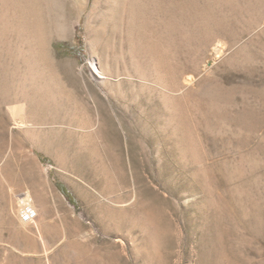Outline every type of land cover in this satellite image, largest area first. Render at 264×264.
Listing matches in <instances>:
<instances>
[{"label": "rangeland", "instance_id": "1", "mask_svg": "<svg viewBox=\"0 0 264 264\" xmlns=\"http://www.w3.org/2000/svg\"><path fill=\"white\" fill-rule=\"evenodd\" d=\"M11 1L14 16L0 0V264H264V0H125L132 22L109 25L122 57L105 83L90 66L104 55L90 45L95 0L54 12L41 0L36 13ZM25 190L36 224L17 212Z\"/></svg>", "mask_w": 264, "mask_h": 264}, {"label": "bare ground", "instance_id": "2", "mask_svg": "<svg viewBox=\"0 0 264 264\" xmlns=\"http://www.w3.org/2000/svg\"><path fill=\"white\" fill-rule=\"evenodd\" d=\"M12 2H14V1H11V0H2V3H3V8H5V10H4V12L6 11L7 13H9L10 15H15L14 14V11H13V9H12V6L13 5H15L14 3H13V5H12ZM40 2H41V0H30L29 1V4H30V6H31V11H34L35 12V10L37 11V6H39V4H40ZM43 2V1H42ZM124 3H125V0H95V2H94V7H93V10H92V12H91V14L90 15H97L98 16V18H99V20H98V23H97V25L96 26H92L91 28H90V30H91V33H92V35H93V39H92V41H91V47H93V46H97L96 48H98L99 46H100V48L101 47H103L102 49L104 50V55H102V57H100V56H98V55H96V50H93V49H96V48H93L92 50V57H91V61H90V66H91V68H92V70H93V72H94V74H95V76H96V79L97 80H99L101 83L102 82H106V80L108 81V79H110L111 77H114L115 75L113 74V73H109L108 71H107V68H109L108 66L106 67V65L108 64V61H110L111 62V66H112V69L111 70H113V66H116L117 64H119V59L117 58V57H122L121 55L120 56H115V55H113V54H111V52H110V50L111 49H109L111 46H113V45H110V47H109V42H108V38L106 39V36L108 35V33H107V30H108V28H109V25L111 26V24L113 25H115V28L114 29H112V27L110 28V30L112 29V30H115L116 29V31L118 32V34H120L121 33V30H122V27H123V24L125 25L126 24V22L127 23H129V25L131 26V22H128L129 20H130V14H132V12H130L129 14H128V12H127V10L128 9H126V7L124 6ZM48 4L51 6V8H52V11L51 12H54L56 9H59L60 8V5H61V0H48ZM69 4V3H68ZM2 5V4H1ZM42 5V4H41ZM40 5V6H41ZM70 6V5H69ZM42 7V6H41ZM40 7V8H41ZM66 7H67V5H66ZM13 8H15L14 6H13ZM3 10H2V13H3ZM44 11H45V9H44ZM43 11V12H44ZM129 11V10H128ZM36 13V12H35ZM49 12H47V14H48ZM134 13V12H133ZM4 14H6V13H4ZM40 14V13H39ZM47 14H45V15H47ZM51 14H53V13H51ZM56 14V13H55ZM5 16V15H4ZM8 16V15H7ZM39 16V15H38ZM133 16H135V15H133ZM9 17V16H8ZM25 17H28V16H25ZM53 17H50V19H52ZM95 18V19H94ZM96 16L94 17L93 16V19L94 20H96ZM134 18H136V17H134ZM133 18V19H134ZM62 19H63V17H62ZM68 19V18H67ZM55 20V19H54ZM90 20H91V18H90ZM125 20H127V21H125ZM15 21V20H14ZM20 21V20H19ZM26 21V20H25ZM134 21V20H133ZM137 21V20H136ZM9 23V22H8ZM15 23V22H14ZM20 23V22H19ZM18 24V23H17ZM31 25V24H30ZM54 25V24H53ZM57 26H59L60 25V23H57L56 24ZM16 26V25H15ZM143 26V25H142ZM55 27V26H54ZM117 27V28H116ZM67 28V27H66ZM89 28V27H88ZM127 28L129 29V27L127 26ZM133 28V27H132ZM25 29V28H24ZM3 30V29H2ZM23 30V29H22ZM60 30V29H59ZM64 31V30H63ZM5 32V31H4ZM112 32V31H111ZM63 33V32H62ZM66 33V32H65ZM68 33V32H67ZM106 33H107V35H106ZM132 33V32H131ZM41 34H42V32H41ZM40 34V35H41ZM43 34H45L44 32H43ZM42 34V35H43ZM91 35V34H90ZM112 35V34H111ZM113 36V35H112ZM91 37V36H90ZM109 37H111L110 35H109ZM133 37V36H132ZM131 34H129L128 33V44H127V47L129 48V50L127 51L129 54L128 55H130V57H131V60L130 61H132V64H133V66H141V63H140V58H138V56L139 57H141V55H138L137 53H136V55H135V53H134V50H133V47H135L134 45H133V43H135V42H131ZM111 38H113V37H111ZM110 40V39H109ZM118 40V39H117ZM127 40V39H126ZM154 41V40H153ZM152 41V42H153ZM45 42H46V40H45ZM45 42H44V44H45ZM152 42H150V43H152ZM35 43H37L39 46H42V43H43V38L42 37H40L39 38V40H37V42H35ZM126 44V43H125ZM154 44V43H153ZM152 44V45H153ZM151 45V46H152ZM225 45V44H224ZM121 46V45H120ZM119 46V47H120ZM122 47V46H121ZM37 48V47H36ZM41 48H43V47H41ZM223 48H221V47H215V53L216 54H221L222 52L224 53V51L222 50ZM225 49V48H224ZM102 50V51H103ZM118 50V49H117ZM112 51V50H111ZM215 53H214V55H215ZM115 54H117V51H116V53ZM140 54V53H139ZM101 55V54H100ZM118 55H119V52H118ZM124 55V54H123ZM218 56H220V55H218ZM124 57V56H123ZM129 57V58H130ZM143 58V57H142ZM215 58V57H214ZM144 60V59H143ZM146 60V59H145ZM144 60V61H145ZM51 61V60H50ZM121 61V60H120ZM149 61V60H148ZM147 61V62H148ZM153 61V60H152ZM47 62V61H46ZM109 62V63H110ZM125 62V61H124ZM123 62V63H124ZM142 63H144V62H142ZM209 63V62H208ZM135 64V65H134ZM144 64H146V63H144ZM150 64V63H149ZM151 64H153V63H151ZM152 66V65H151ZM155 67V66H154ZM209 67V66H208ZM207 67V68H208ZM123 68V67H122ZM117 69V68H116ZM135 69V68H134ZM124 70V69H123ZM150 70V69H149ZM153 70V69H152ZM151 70V71H152ZM155 70V69H154ZM81 71H83V70H81ZM116 71V70H115ZM118 71V70H117ZM133 71V70H132ZM139 71V70H138ZM156 71V70H155ZM129 72V71H128ZM153 72V71H152ZM157 73V72H156ZM127 75L126 76H128L129 78L131 77V75L129 74V73H126ZM136 74V73H135ZM152 74V73H151ZM150 74V75H151ZM158 74V73H157ZM35 75V74H34ZM140 77L139 78H141L140 80L142 81V82H145V81H148V76L147 75H139ZM134 77H136V75L134 76ZM154 77V76H153ZM159 77V76H158ZM114 78H116V77H114ZM119 78V77H118ZM163 78V77H162ZM138 79V78H137ZM118 80V79H117ZM116 80V81H117ZM139 80V79H138ZM137 80V81H138ZM113 81V80H112ZM153 81H155V80H153ZM163 81H164V79H163ZM121 82V81H120ZM141 82V83H142ZM130 83V82H129ZM140 83V82H139ZM148 83V82H147ZM151 83V82H150ZM158 83V82H157ZM165 83V82H164ZM164 83L162 84V85H164ZM143 84V83H142ZM101 85V84H100ZM154 85H156V84H154ZM151 87H153V85L151 84ZM167 89H169V87L168 86H165ZM103 88V87H102ZM150 88V87H149ZM164 88V87H163ZM164 90V89H163ZM104 91V90H103ZM102 91V92H103ZM149 91V90H148ZM167 91V90H166ZM170 91V90H169ZM168 91V92H169ZM106 92V91H105ZM145 92V91H144ZM165 92V91H164ZM31 94V93H30ZM145 94V93H144ZM167 94H169V93H167ZM109 95V94H108ZM168 97V96H167ZM106 99V98H105ZM16 108V109H15ZM14 108V110H13V116H14V119L17 121V126H19L20 128H22V127H25V126H28L29 125V123H30V118H28V105H27V103L26 102H24L22 105H20V106H18V108H17V106ZM30 108V107H29ZM16 121H15V123H16Z\"/></svg>", "mask_w": 264, "mask_h": 264}, {"label": "built area", "instance_id": "3", "mask_svg": "<svg viewBox=\"0 0 264 264\" xmlns=\"http://www.w3.org/2000/svg\"><path fill=\"white\" fill-rule=\"evenodd\" d=\"M17 212L24 223L36 224L39 218V209L29 191H22L17 197Z\"/></svg>", "mask_w": 264, "mask_h": 264}, {"label": "trees", "instance_id": "4", "mask_svg": "<svg viewBox=\"0 0 264 264\" xmlns=\"http://www.w3.org/2000/svg\"><path fill=\"white\" fill-rule=\"evenodd\" d=\"M63 190H64V189H63ZM64 191L66 192V194H68L66 190H64ZM68 197L71 198L70 195H68Z\"/></svg>", "mask_w": 264, "mask_h": 264}]
</instances>
